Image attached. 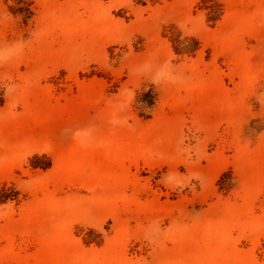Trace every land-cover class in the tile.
Returning <instances> with one entry per match:
<instances>
[{"label": "rangeland", "instance_id": "obj_1", "mask_svg": "<svg viewBox=\"0 0 264 264\" xmlns=\"http://www.w3.org/2000/svg\"><path fill=\"white\" fill-rule=\"evenodd\" d=\"M0 264H264V0H0Z\"/></svg>", "mask_w": 264, "mask_h": 264}, {"label": "trees", "instance_id": "obj_2", "mask_svg": "<svg viewBox=\"0 0 264 264\" xmlns=\"http://www.w3.org/2000/svg\"><path fill=\"white\" fill-rule=\"evenodd\" d=\"M0 103H2V98H1V96H0Z\"/></svg>", "mask_w": 264, "mask_h": 264}]
</instances>
